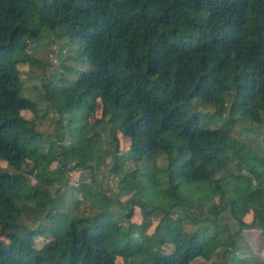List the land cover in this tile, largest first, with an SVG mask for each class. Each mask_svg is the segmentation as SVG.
<instances>
[{
    "label": "trees",
    "instance_id": "trees-1",
    "mask_svg": "<svg viewBox=\"0 0 264 264\" xmlns=\"http://www.w3.org/2000/svg\"><path fill=\"white\" fill-rule=\"evenodd\" d=\"M0 163V264H264V0H0Z\"/></svg>",
    "mask_w": 264,
    "mask_h": 264
},
{
    "label": "rangeland",
    "instance_id": "rangeland-1",
    "mask_svg": "<svg viewBox=\"0 0 264 264\" xmlns=\"http://www.w3.org/2000/svg\"><path fill=\"white\" fill-rule=\"evenodd\" d=\"M60 47V46H59ZM56 45L51 46L47 49H39V53H38V58L40 60H42L43 62H46L48 65L45 66V69L42 70L39 67H30L27 65H24L22 67H20V71H21V78L24 82V88H25V92L24 95L25 96H29L30 98L36 100L39 99L38 98V88L34 89V87H38L40 86V76H42V73H49L50 71H52L53 69H55V67L58 66V59L56 57V50L59 48ZM38 50V49H37ZM63 52L67 53V50L65 47H63ZM25 51L26 52H31L32 51V46H26L25 47ZM51 52V53H50ZM55 66V67H54ZM98 105V104H97ZM100 106V104H99ZM40 107V111H36V112H30V111H23L22 112V116L26 119H30L33 120L36 125H37V130H39L40 132L43 133H49L52 131L53 126L50 124V120L46 119V118H42L40 117L42 111L41 109L44 110V106L41 105ZM100 117V107L96 108L95 113L91 116L92 121H94L96 118ZM90 118V120H91ZM240 130V129H238ZM78 132V127H74L73 128V134L77 135ZM243 136V135H242ZM241 136V134L238 131V135H236V137L238 138H243ZM252 135H249V138ZM119 138V148L120 150L126 151L128 150L129 147V141L128 139L122 137L121 135H118ZM5 168V164L4 163H0V169L3 170ZM70 179H71V186L70 188L72 189H62L59 187L58 184H55L53 186H51L50 188V192L53 195H56V193L58 192L59 194L57 196H59L60 199H62V203L61 206H65L63 209H60L61 211L63 210L64 213H66L65 215V219L69 220L70 218V205H68L67 203L72 200L74 198V203L77 202H82L84 200L85 197L90 198L92 196V191L88 188V184L86 181L81 180V174L79 172H71L70 174ZM110 186L113 187V189H115V183L113 180L110 179ZM58 189V191H57ZM126 198V196L121 197L122 200H124ZM215 202H217L216 200L214 201V203L210 204L208 206V209L210 210V208L213 206V204H215ZM85 207H80V212H84L86 213V210L84 209ZM244 219L247 222H250L252 219V214L249 213L247 214ZM131 222L134 224H139L142 221V216L140 213L139 208H135L134 209V213L132 215V217L130 218ZM36 222H31L29 220H27L26 223L30 224V225H37V220H35ZM156 225V221H153V225L150 229L147 230V234L150 235L153 232V227ZM45 226V223L44 225ZM54 226H59L58 224H54ZM39 237H37L35 239V247L40 248L42 247L49 239H51L50 237H47V233H43V235H38ZM245 238L246 241L250 244V246L254 249V251L257 254L262 255L264 253V241L259 233V231L257 230H248L245 232ZM0 242L2 243H6V240L0 236ZM165 250H170V248H166ZM214 250V247H207L203 253V257L200 260H197L195 262H193L192 264H209L210 261H208V259L210 258V253L211 251ZM116 263L117 264H124L123 260L118 257L116 258Z\"/></svg>",
    "mask_w": 264,
    "mask_h": 264
}]
</instances>
